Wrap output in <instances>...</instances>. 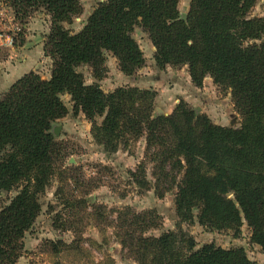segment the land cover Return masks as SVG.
Here are the masks:
<instances>
[{
  "label": "trees",
  "instance_id": "trees-1",
  "mask_svg": "<svg viewBox=\"0 0 264 264\" xmlns=\"http://www.w3.org/2000/svg\"><path fill=\"white\" fill-rule=\"evenodd\" d=\"M179 1L103 0L70 32L62 23L79 13L80 0H5L20 18L39 8L50 16L44 51L52 70L49 79L24 74L0 97V192L17 190L0 206V264H17L24 236L41 211L39 195L54 175L79 183L76 168L63 166L66 152L50 131L67 113L62 93L92 122L98 143L114 150L119 141L145 135L146 159L156 162L162 181L168 178L166 164L169 171L183 170L175 194L180 219L191 220L197 209L204 227L232 231L244 220L251 241L264 250V41L256 42L264 36V15L248 16L256 0H190L181 18ZM136 27L147 33L159 68L186 64L196 85L209 75L228 89L240 126L214 124L183 101L170 114L153 117L147 90L118 87L105 93L85 84L77 67L87 64L100 78L104 52L124 74L143 64L132 35ZM174 179L173 174L170 185ZM131 232L121 245L137 253L139 264H255L242 247H196L182 230L150 237Z\"/></svg>",
  "mask_w": 264,
  "mask_h": 264
},
{
  "label": "rangeland",
  "instance_id": "rangeland-1",
  "mask_svg": "<svg viewBox=\"0 0 264 264\" xmlns=\"http://www.w3.org/2000/svg\"><path fill=\"white\" fill-rule=\"evenodd\" d=\"M101 1L80 0L79 13L63 22L64 28L70 32L79 30ZM189 3L190 0L178 2L181 18L186 15ZM263 15L264 0H256L248 16ZM50 25V16L43 8L20 18L5 0H0V34L12 38L11 45L0 44V97L28 72L43 79L50 78L52 59L44 51ZM132 35L142 51L143 64L132 74H124L116 58L104 52L100 78L94 76L87 64L77 67L85 84H97L105 93L118 87L147 90L152 93L153 117L170 114L183 101L214 124L240 126L242 117L228 89L216 85L209 75L196 85L186 64H166L159 68L147 33L136 27ZM261 40L264 41V36L256 42ZM26 64L29 66H24ZM61 98L67 113L50 131L66 152L63 166L76 168L74 174L79 183H74L73 179L62 181L60 173L54 175L50 185L39 195L41 211L24 236L17 264H139L137 253L121 245L122 238L128 237L126 232L132 230L133 236L141 234L142 237L182 230L194 239L196 247L203 243L225 249L242 247L251 261L264 264V250L251 241V229L244 220L238 231H232L204 227L198 221L197 209L191 220L180 219L175 209V194L183 170L169 171L166 164L164 171L168 170V178L162 181L163 174L154 167L156 162L146 159L145 135L128 137L110 150L94 139L92 122L81 110L76 111L70 95L62 93ZM95 120L100 122L101 117ZM152 152L149 154L153 155ZM141 164L143 171L139 168ZM173 174L175 179L170 185ZM156 177L161 179L158 184ZM16 192V189L1 191L0 206ZM227 196H232V191Z\"/></svg>",
  "mask_w": 264,
  "mask_h": 264
},
{
  "label": "built area",
  "instance_id": "built-area-1",
  "mask_svg": "<svg viewBox=\"0 0 264 264\" xmlns=\"http://www.w3.org/2000/svg\"><path fill=\"white\" fill-rule=\"evenodd\" d=\"M12 38L9 35H1L0 34V44L4 46L11 45Z\"/></svg>",
  "mask_w": 264,
  "mask_h": 264
},
{
  "label": "crops",
  "instance_id": "crops-1",
  "mask_svg": "<svg viewBox=\"0 0 264 264\" xmlns=\"http://www.w3.org/2000/svg\"><path fill=\"white\" fill-rule=\"evenodd\" d=\"M24 66H26V67H27V66H29V65H27V64H26V65H24ZM0 67H1V66H0ZM17 77H18V76H17ZM17 77H16V78H17ZM16 78H15V79H16ZM12 80H14V79H12Z\"/></svg>",
  "mask_w": 264,
  "mask_h": 264
},
{
  "label": "water",
  "instance_id": "water-1",
  "mask_svg": "<svg viewBox=\"0 0 264 264\" xmlns=\"http://www.w3.org/2000/svg\"><path fill=\"white\" fill-rule=\"evenodd\" d=\"M186 15H184V17H185ZM54 127V125H52V127L51 128H53ZM56 128V127H55ZM57 129V128H56Z\"/></svg>",
  "mask_w": 264,
  "mask_h": 264
}]
</instances>
